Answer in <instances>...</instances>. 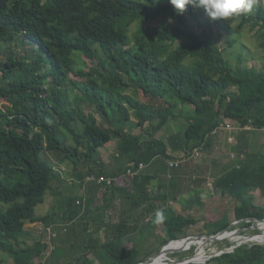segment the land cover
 Masks as SVG:
<instances>
[{
  "label": "trees",
  "instance_id": "1",
  "mask_svg": "<svg viewBox=\"0 0 264 264\" xmlns=\"http://www.w3.org/2000/svg\"><path fill=\"white\" fill-rule=\"evenodd\" d=\"M197 9L188 6L183 15H177L170 0H0V43L7 45L0 70L3 79L10 81L8 87L0 86V98L12 104L4 109L0 100V250L12 256L16 264H33L48 249L43 241L23 245L28 223L73 224L89 216L84 211V199L75 196L70 197L59 220L36 213L37 206L46 201L52 182L56 178L62 181L45 152L58 157L60 164L68 162L77 170L83 163L88 175L107 177L106 172L96 171V166H101L99 149L115 138H119L120 156L135 166L155 159L167 162L173 158L170 149L192 154L226 119L239 126V154L250 150L247 125L253 122L264 127V69L232 65L212 38L184 41L189 16ZM202 12L206 13L203 8ZM250 14L216 22L229 36L235 31L231 22H238L239 27L251 23L263 33L264 5L258 1ZM161 18V24H149ZM135 23L139 27L133 41L130 30ZM234 42L230 38L229 46ZM12 44L31 45V53H35L32 60L20 56ZM76 52L89 58L93 66L78 67ZM131 88L162 98L164 106L151 107L129 93ZM82 103L104 115L111 128L101 127L95 113L85 111ZM184 105L193 111L185 112ZM129 109L148 131L147 138L124 131L122 124L125 127L124 123L131 120ZM179 116L188 121L187 127L167 141L158 139L156 134ZM76 121L84 124L82 130L73 126ZM148 123L152 125L150 132ZM61 127L71 134L73 144L59 134ZM246 158L238 155L236 161L240 163L216 182L217 188L239 202L235 217L243 227L252 225L254 218L264 219V205L254 203L250 193L257 188L264 190V166L254 165L250 155ZM128 168L120 166L109 177L117 178ZM115 182L112 186L99 184L107 187L110 202ZM163 182L159 191L167 186V181ZM140 186L144 188V182ZM154 193L149 194L152 200L167 203L165 194ZM196 223L193 217L171 211L164 222L163 247L181 240ZM229 225L222 223L209 234ZM115 227L117 233L99 245L92 233H85L84 243L74 244L68 255L83 252L76 264H137L150 257H142L138 245L126 247V226ZM99 246L104 253L96 251ZM203 264H264V245L246 243Z\"/></svg>",
  "mask_w": 264,
  "mask_h": 264
},
{
  "label": "rangeland",
  "instance_id": "2",
  "mask_svg": "<svg viewBox=\"0 0 264 264\" xmlns=\"http://www.w3.org/2000/svg\"><path fill=\"white\" fill-rule=\"evenodd\" d=\"M259 3L264 5V0H258ZM248 17H251V14L247 13ZM163 22V19H158L155 21H150V25H159ZM230 25L232 26V28L235 30L234 33L232 35H228L227 34V30H225V28H222L221 26H219L216 22V20H212L206 13L202 12V7H198L197 12L195 14H193L192 16H189L188 19V24L186 26V30L187 33L186 35L183 37V40H191V38H199V39H209L212 38L216 45L224 51V56L232 63V65H238V64H242L244 67H257L258 69H264V32L261 33L258 31L257 29H254L250 24H247L244 27H239V23L238 22H231ZM139 24L135 23L130 30V33L132 35V40L134 41V34L135 32L138 30ZM264 31V30H263ZM233 38L235 40V42L233 43L232 46H229V39ZM183 40H179V42L183 41ZM133 44V43H132ZM263 44V45H262ZM13 48L16 49L19 52L20 56H28V60L31 61L32 60V56L35 54L31 53V50H33V48L31 47V45L26 44V45H16V44H12ZM7 48V45L0 43V65L1 63L5 60L6 58V53L5 50ZM76 56V60H77V65L78 67H83L84 69H88L89 67L93 66L91 60L89 58H86L85 56L78 54L76 52V54L74 55ZM3 73L0 70V86L1 87H8L9 86V80H4L3 79ZM72 79L77 80V81H81V78L76 77V76H72ZM51 85V84H50ZM65 86V85H64ZM129 93H132V95H134L137 99L141 100L144 103L150 104L151 107H157L160 108L161 106H164V101L162 98H153L150 97L148 95H145L143 93V91L140 89L137 90H133L132 88L128 90ZM1 100V106L4 109H7L8 107H11V103L9 101H7L4 97L1 96L0 98ZM76 103V102H75ZM167 104H165L166 106ZM83 107V109L87 112H93L95 113V115L97 116L99 122H100V126L104 127V128H111L110 125V121L108 122L105 118L104 115H101L100 113L96 112V110H94V108L90 105H88L87 103H82L81 105ZM185 112H192L193 108H190V106L188 105H184ZM130 113H131V120L127 123H124L125 127L122 124V127L124 129L125 132L127 133H136L138 135L144 136V138H147L148 135V131L146 132L145 128H142L139 125V119L136 116L135 112L132 109H129ZM178 114V110L176 109L175 111ZM119 119L121 117L120 114H118L117 116ZM115 122V121H113ZM236 122H226L224 123L219 129L216 130V132H214L212 135L209 136L207 143L204 144V146L211 145L212 144V150L209 149L208 147H206V151H203V148L200 149H196L195 153L193 154V158L192 159H197V161H199L201 158H204L205 154L208 153V157L210 156V154H218L222 157H224L225 159H230V162L232 161V163H235V160L238 159L235 158L236 155L239 153L237 146L234 141V139H229V143L230 144H234V146L231 145H227L225 144V139L224 138L226 136L227 131L229 130H238L239 127H235ZM146 125V124H145ZM151 124L148 123L147 129L150 132L151 129ZM188 125V121L183 117V116H179L176 120L172 121L170 120L166 126H164L161 129V132L163 133L161 136V133L159 134V138L163 139L167 137L166 133H171L172 130H179V129H185ZM73 126L77 129V130H82L84 128V124L76 121L73 123ZM115 126V125H114ZM112 125V127L115 129ZM180 131V130H179ZM258 131H260V134L263 136V142L258 143L257 146H254L251 150L249 151H256V152H261L260 155L257 156V164L259 166H264V128H259ZM231 132V131H229ZM159 133V132H158ZM158 133L156 134V137L158 136ZM59 134L67 140V142L69 144H73V138L71 136V134L63 127H61L59 129ZM116 140L119 138H115ZM115 140V141H116ZM113 144V145H112ZM112 147H114V143L111 142L108 144V148H110V150L112 149ZM211 147V146H210ZM209 149V151H208ZM202 152L204 155H202ZM100 153V152H99ZM210 153V154H209ZM49 152H45V157L48 158L55 166L59 167V163H58V157H55V155L51 154L49 156ZM253 155V154H252ZM251 155V156H252ZM53 156V158H52ZM235 158V160H234ZM243 158V156L241 157ZM175 160V159H174ZM192 162H194V160H191ZM228 162V163H230ZM67 166V172L68 174L66 175L67 178H70L72 172H73V166L69 165L68 163H66ZM130 164V161L125 158V157H121V163H118L119 166L121 167H127ZM133 164V163H132ZM254 163V165H257ZM210 165V164H208ZM131 165H129L130 167ZM194 167L192 166L191 168L188 169V173L190 174L193 171ZM206 169V168H205ZM174 170V169H173ZM173 173L171 174H175V171H172ZM205 175H207V171H204ZM127 174V172L125 173ZM129 175V174H127ZM133 175V174H131ZM69 176V177H68ZM91 176L90 179V183L95 185L98 184L96 179H94L95 177L98 178L96 175L91 174V175H87V178ZM134 176V175H133ZM173 176V175H172ZM171 175L168 176V180L169 183L171 184V180L172 177ZM208 176V175H207ZM170 177V178H169ZM123 180V179H122ZM119 181V182H122ZM126 181V183H130V180H124ZM211 182V184L209 185L208 183ZM66 183H69V180H66ZM212 178H209L208 180H206L205 185L206 188H211L213 191V186H212ZM130 185H132L134 187V185L132 183H130ZM57 186H60V190L63 193H66V187L65 184H61L59 185L56 182H53L52 184V188H55ZM174 187H172L174 189V191L176 190V188L179 186V176L176 178L174 184ZM129 189V188H128ZM189 190V186L187 185L186 190ZM59 190V189H58ZM72 191V190H71ZM210 191V193H211ZM193 192L189 193V195L193 196ZM61 193L59 195H54L52 192V189L47 193L46 196V201L37 206L36 208V213L38 215H51L52 217L54 216H58V214H60L61 210H62V205L58 203V201L52 205L51 202H53V200H60L61 202L64 201L65 202V197H62L64 194ZM210 193H206L204 192L202 189H199L198 191H196L195 195H200L201 197H203L204 199L209 197ZM251 194L254 195V203H256L257 205H264V190L262 188H257V189H253L250 192ZM171 199L175 196V194H170ZM211 196H213V194H211ZM55 197L57 199H55ZM219 197V196H218ZM133 199L129 201L126 210H125V214L122 217L123 220H120V222L116 223L115 226L121 225L123 224L125 227V229H127V224H128V220L126 219L127 216L132 215L133 211V202L136 201L137 203H140V200H142V196H140V194H133ZM216 199H213V197L211 198V200L206 204L207 207H209V209L206 208V210H203L201 212H197L196 208L195 209H191V212H188V216L193 217L197 220V223L194 224L193 226H191L190 228L187 229L186 232V236L183 238H187L188 236H197V235H201V234H209L212 230H216L219 229L220 224L222 223H226L227 219L229 221H232L229 225L228 231H239L241 229V227H243L242 223L240 220H237L234 212H235V207L237 206V204L239 202H237L234 198L229 197V199L227 200V204H225V210L222 209L221 207V202L220 201H215ZM143 201V200H142ZM102 199L98 197V199H91V204L93 207L95 206L96 208L101 204ZM154 204H151L147 206V209L149 212H156V210H164V212L167 211L168 208H166L167 206H169V203H164L162 205H154L155 209H152ZM211 205V207H210ZM85 210V208H84ZM108 212H110V209L108 210ZM121 211L118 209V211L114 212L113 214H109V217L106 218L107 221H119L120 217H121ZM148 214V215H147ZM152 213H145L144 215H136L134 216V218H138L137 220H135L134 223H136V226L142 230H136L135 232H132L130 239L127 241L126 239V244L129 246H135L138 245L141 249V255L142 257H146L147 255H150V257L157 255L163 248L168 249L171 245H174V247L170 250H175V249H179L181 247H185V245L188 247V249L183 250L181 252L178 253H164V256L159 259L156 260V262H162V261H169V260H181V259H185L188 257H192L195 252H196V248H197V244H202L203 242L201 240H197V239H193L196 240L195 243H186L184 244V241L181 239L179 241H175L173 242L170 246L168 247H163L162 245V240L164 238V236H161V233H157L154 232L152 229V225H154V223H150L146 221V218L150 217ZM170 214V213H169ZM220 214V215H218ZM171 215V214H170ZM182 215V214H181ZM186 216V215H185ZM90 217L91 214H90ZM152 217V216H151ZM85 221V220H84ZM83 221V222H84ZM106 222V221H105ZM264 223V222H263ZM29 224V223H28ZM27 224V225H28ZM78 225L75 226L72 223L69 224H53V230L52 233L56 234V236H52L50 238L49 236V232L48 229L44 223H39L36 225H26V228L29 229L28 230V234L25 236L23 245H32L38 241H43L46 244H48L49 248L47 249V251H45L43 253V255L41 257H46V255H48L50 253L49 256V261L51 264H76V259L83 254L82 251H79V253L77 255H72L69 256L68 255V249L67 247L69 246L70 243H76L78 245H82L84 243V240H86V236L84 233L89 234L92 233V239L98 241L99 243H103L105 241V239H109L112 238V232L110 231L108 234L109 236H104V234L100 233H96V232H84L85 227L87 224L83 223L81 224V222L77 223ZM90 224V223H89ZM262 223H260L258 225V228L255 229L253 227H249L247 229H245L244 231H242L240 233V235L242 237H248V236H253L251 237V240L249 241V244H253V243H261L264 245V241H258L256 239H252V238H261L264 236V225H261ZM89 227V226H88ZM137 228V229H138ZM253 228V229H252ZM76 233H75V231ZM159 230V229H158ZM86 231V230H85ZM261 232H263V234H260ZM232 237L233 240H240L242 239V237H237V235L235 234H231V235H225L224 237ZM256 240V241H254ZM94 243V242H93ZM189 244V245H188ZM229 243L226 242H220V243H210L208 245L205 246L204 249V257H202V259L199 261L200 264H203V262L205 261L204 259L210 258L212 255H214L216 252H220L222 249L227 248ZM59 251H61L59 254H57ZM97 252L100 253H104V249L101 248V246L96 248ZM91 257H95L94 253L91 254ZM149 257V258H150ZM155 262V263H156ZM99 263V262H97ZM0 264H16L13 257L8 255L6 252L1 251L0 250Z\"/></svg>",
  "mask_w": 264,
  "mask_h": 264
},
{
  "label": "crops",
  "instance_id": "3",
  "mask_svg": "<svg viewBox=\"0 0 264 264\" xmlns=\"http://www.w3.org/2000/svg\"><path fill=\"white\" fill-rule=\"evenodd\" d=\"M262 114L264 115V111H262ZM226 122H236V121H232L229 119L225 120ZM235 127H239L237 126V123H235L234 125ZM231 131V132H229ZM226 133V136L224 138L225 139V144L226 146L229 144L231 146H234V144H230L229 139H234L235 143H238V135H239V129L236 130H229ZM249 143H250V147L251 150L254 146H257L258 143H262L263 142V136L260 134V131H258V128L255 126L252 129H249ZM216 132V131H215ZM161 133L162 136V132L159 131L157 138H159V134ZM177 133V130H172L171 133H166L167 137L160 140H164L167 141L168 137L172 134ZM209 138V137H208ZM113 139L112 141H110L109 143L113 142L114 143V147H112V149L110 150L107 149L108 148V144L104 145L103 147H101L99 149L100 152V167L97 165L96 166V171H103L106 172L108 176H111V173H114L116 170H118V167H120L118 165V163H121V156L120 153L118 151V145H119V139ZM229 141V142H228ZM113 145V144H112ZM211 146V147H210ZM237 146V144H236ZM203 151H206V147H208L209 149L212 150V144L211 145H206V146H202ZM201 147V148H202ZM200 149V148H198ZM208 149V151H209ZM169 155H171L173 158H170L168 160H166L167 162L163 161V160H159V159H155L153 161H151L148 164H145V167L141 170L136 169V173L133 175H127V174H122L119 177H117V181L116 186H115V193H113L114 195H112L113 197V201L110 202L107 197H109L110 195L107 194V187L106 186H101L99 184H91L90 181H86L83 182L81 179V177H85L87 176V171L88 169L83 165V163H80L79 165V169L75 170L73 167V172L70 176V178H67V164L63 163L60 164L59 163V167L56 166V170L57 173L61 176L62 181H60L59 178H56L53 182L58 183L59 185L61 184H65L66 189V193H63L60 190V186H57L55 188H52V192L54 195H59L61 193H63L64 195L62 197H65V202L64 201H60V200H53V202H51L52 205H54L57 201L59 204L62 205V210L60 212V214L58 216H54L53 219L55 220H59V217L62 216V212L63 210H65L68 206L69 203V199L70 197H76L77 199H84V207H85V213H89V216H85L84 218H80L79 220H77L76 222L73 223V225L77 226L78 222L81 224L83 223V221L85 220L87 222V225L89 226V232H96L99 234V232L102 234H104V236L106 234H108L110 231L112 232V235H115L117 233L116 231V227L115 224L118 222H120V220H123L122 217L125 214V210L126 207L131 200L133 199V194H140V196H142V200H140V203H137L136 201L133 202V213L132 215H129L126 217V219L128 220V224H127V229H125L126 231V237L124 238V244L126 245V247L131 248L132 246H129L126 244V239L127 241L130 239V236L132 234V232H135L136 230H142L141 228L139 229L136 226L135 220H137L138 218H134V216L140 214V215H144L145 213H152L150 215V217L146 218L147 222H152L153 223V219L155 216V212H149L147 209V206L151 204L154 205H162L164 204L163 202H159V201H154L152 200V198L150 197V193H154V191L158 190V193H162L166 195V199H167V203H169V206H167L166 208L167 211L164 212L166 219L170 216L171 211L177 213V214H182V215H186L188 216V212H191V209H195L197 212H201L203 210L209 209V207H207V203L211 200V198L213 197V199H216L215 201H220L221 202V207L223 210H225V204H227V200L229 199V196H227L222 188H217L216 187V182L223 176L225 175L230 168L237 164L238 161L235 160V163L232 161L230 162V159H225L224 157L216 154H210V156L208 157V153L205 154L204 158H201L199 161H197V159H192L194 156L193 154L195 153V151L190 154V155H186L185 152L183 151H172L171 149L168 151ZM261 152H256V151H248L247 153H242V154H237L236 157H238V155H240V157L243 156V160L247 159L246 157L248 155H252L254 161H256L257 164V156L260 155ZM51 155V154H50ZM49 155V156H50ZM202 155L203 152H202ZM53 158V156H52ZM179 160L180 161V166L177 168L171 169L170 166L168 167V172L167 174H165V171L167 169V166L169 165V160ZM191 160H194V162H192ZM230 162V163H228ZM240 163V162H238ZM69 164V163H68ZM132 163L130 162L129 165H131ZM210 164V165H208ZM72 165V164H69ZM129 165L127 167H129ZM73 166V165H72ZM194 167L193 171L189 174L188 173V169L191 167ZM238 166H240L238 164ZM206 168V169H205ZM172 171H175V174H171L173 173ZM207 171V175H205V172ZM95 173V172H93ZM94 175H98L97 173ZM167 175V176H166ZM169 175H173L172 180H171V184L169 183V180L167 179ZM179 176V186L176 188V190L174 191V189L172 187L176 178ZM69 177V176H68ZM139 177V179L137 178ZM170 178V177H169ZM209 178H212V186H213V191H211V188H206L205 182L206 180H208ZM123 179V180H122ZM66 180H69V183H66ZM122 182H119L121 181ZM124 180H130V183H132L134 185V187L132 185H130V183H126V181ZM167 181V186L166 188H163L161 191H159V189H161V184L165 183L163 181ZM138 181V182H136ZM52 182V184H53ZM140 182H144L145 186L144 188L142 186L139 187V183ZM209 185L211 184V182L208 183ZM114 185V183L112 184ZM110 185V186H112ZM187 185L189 186V190H186ZM129 188V189H128ZM140 188V191H139ZM59 189V190H58ZM199 189H202L204 192L206 193H210L209 197L207 198H203L200 195H195L196 191H198ZM72 190V191H71ZM193 192V196L189 195V193ZM155 194V193H154ZM170 194H175V196L171 199ZM211 194H213V196H211ZM219 196V197H218ZM101 198L102 202L101 204L96 208L95 206L93 207L91 204V199H98ZM55 199H57L55 197ZM166 204V203H165ZM211 207V205H210ZM110 209V212H108V210ZM118 209L121 211V217L119 219V221H107L105 216L108 218L109 214H113L114 212L118 211ZM164 211V210H163ZM170 213V214H169ZM90 214L92 217H90ZM148 215V214H147ZM220 215V214H218ZM235 215V212H234ZM152 216V217H151ZM106 221V222H105ZM227 222L231 223L232 221H229L228 219L226 220ZM116 222V223H115ZM42 222H37V223H29L28 225H36ZM90 223V224H89ZM27 225V226H28ZM138 228V229H137ZM152 229L154 232L157 233H161V236H165L164 234V223L162 225H153ZM159 229V230H158ZM29 229H27L28 231ZM30 231V230H29ZM85 232V231H84ZM85 234V233H84ZM109 235V234H108ZM76 243H70L69 246L67 247L68 250L73 249V245ZM49 248V246H48Z\"/></svg>",
  "mask_w": 264,
  "mask_h": 264
},
{
  "label": "clouds",
  "instance_id": "4",
  "mask_svg": "<svg viewBox=\"0 0 264 264\" xmlns=\"http://www.w3.org/2000/svg\"><path fill=\"white\" fill-rule=\"evenodd\" d=\"M257 2L258 0H170V3L171 5L174 6L177 15H183V13L186 11L188 6L202 7L212 20H225V21L231 18L238 17L242 14L250 13L253 10L254 6H256ZM251 125L252 124H249L247 125V127ZM253 126L255 127L254 123ZM256 127L259 129L258 126ZM137 167L138 166H136L135 169ZM165 220L166 217L164 211L159 209L156 210L153 223L155 225H162L165 222ZM48 227H52V226H48ZM171 242L173 243L174 241Z\"/></svg>",
  "mask_w": 264,
  "mask_h": 264
},
{
  "label": "water",
  "instance_id": "5",
  "mask_svg": "<svg viewBox=\"0 0 264 264\" xmlns=\"http://www.w3.org/2000/svg\"><path fill=\"white\" fill-rule=\"evenodd\" d=\"M264 219H252V225L248 226V227H241V229L237 232L235 231H228L229 228H225L222 231H220L219 233H212V234H201V235H197V236H188L187 238H183L182 240L184 241V244L188 243L189 240H193V239H197V240H201L203 243L202 244H197V248H196V252L192 257H188L185 259H181V260H169V261H165V262H160L159 264H189V263H200L199 260H195L194 257L198 256L199 252L203 251L205 249V246L210 244V243H214V242H226L229 243L230 247L229 248H224L222 249L220 252H216L213 256H217L221 253L224 252H231L233 251L236 247L241 246L243 244L249 243V241L251 240V237L253 236H248V237H242V239L240 240H233L232 237L228 236V237H224L223 233H230V234H235L237 235V237H241L240 233L242 231H244L245 229L249 228V227H253L255 229L258 228V225L260 223H263ZM229 227V226H228ZM252 228V229H253ZM260 234H263V232H261ZM172 243V242H171ZM169 243V244H171ZM189 245V244H188ZM188 249V247L185 245V247H181L179 249H175V250H170V249H165L163 248L157 255L160 254H164V253H178L181 252L183 250ZM152 256L150 258L145 259L144 261H141L137 264H152L156 262V256ZM210 257V258H211ZM204 259L205 261L203 263H205L208 259ZM157 263V262H156Z\"/></svg>",
  "mask_w": 264,
  "mask_h": 264
},
{
  "label": "built area",
  "instance_id": "6",
  "mask_svg": "<svg viewBox=\"0 0 264 264\" xmlns=\"http://www.w3.org/2000/svg\"><path fill=\"white\" fill-rule=\"evenodd\" d=\"M251 124H252L251 126L247 127L248 129L254 127L253 123H251ZM169 165H170L171 168H177V167L180 166V161L179 160H169ZM135 167H136L135 163L131 164V167H129V169L127 170V174H129V175L135 174L136 173V169H138V170L143 169L145 167V164L144 163H140L139 166L136 169H135ZM90 179H91V176L87 178V181H90ZM94 179H96L98 184H103L104 182H107V185H112L117 178H113V177H109V176L106 177V176L101 175L98 178L95 177ZM78 204H81V202L78 201ZM47 229H48L50 238L52 236H56V234L52 233L53 227H47ZM49 256H50V253L48 255H46V257H41L40 256L39 258H37L34 261L33 264H51L49 259H48Z\"/></svg>",
  "mask_w": 264,
  "mask_h": 264
},
{
  "label": "bare ground",
  "instance_id": "7",
  "mask_svg": "<svg viewBox=\"0 0 264 264\" xmlns=\"http://www.w3.org/2000/svg\"><path fill=\"white\" fill-rule=\"evenodd\" d=\"M261 225H264V223H262ZM225 235H231L230 233H226V232H224L223 233V236H225ZM252 239H256V240H258V241H264V236L263 237H261V238H252ZM256 240H254V241H256ZM195 241L196 240H190L189 241V243H195ZM174 247V245H171L168 249H172ZM204 250L203 251H201V252H199V254H198V256H196V257H194L195 258V260H201L202 259V257H204L203 255H204ZM164 256V254H160V255H157L156 256V260H159V259H161L162 257ZM208 258V257H207ZM162 262H165V261H162ZM160 262H157V263H152V264H159Z\"/></svg>",
  "mask_w": 264,
  "mask_h": 264
}]
</instances>
